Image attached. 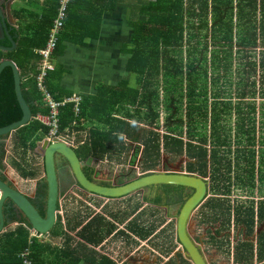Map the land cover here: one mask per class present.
<instances>
[{
	"label": "trees",
	"instance_id": "obj_1",
	"mask_svg": "<svg viewBox=\"0 0 264 264\" xmlns=\"http://www.w3.org/2000/svg\"><path fill=\"white\" fill-rule=\"evenodd\" d=\"M87 1L69 0L67 16L63 29L57 36L52 57L55 58L62 54L65 48L64 41L84 45L85 37L97 38L103 15L110 13L117 5L116 0H95L97 2L93 4V9L86 14L82 11L87 12L84 7ZM142 1L139 17L132 19L126 14L127 23L131 28L128 34L131 46L128 42L120 47V52L126 55L124 68L133 76V79H120L114 86L99 84L95 94L81 96L78 119L74 116L73 103L61 106L59 131L69 126L74 119L87 120L90 124L88 132L90 144L78 146L77 149H81L79 153L75 150L76 154L82 160L90 155L102 158L106 152L110 153L109 156L115 150L120 152L124 148L123 134L130 139L133 138L136 135L138 122H149L159 127L162 114L166 132L161 135L155 130L149 131L148 136L141 139L144 146L141 153L142 169L156 167L159 164L161 150H163L164 153L174 158L186 156L188 158L185 163L187 172H197L205 177L207 169L210 168L213 170L212 179L218 180L221 178V166L231 164L230 161L224 163L225 155H220L219 149H230L231 145L229 135L225 131L224 112L221 105L214 99L215 95L221 91L219 88L213 94L214 100L209 101L210 92L207 91L205 82L207 77L204 52V50L207 51V42L205 39L208 37L209 30L211 40L217 44L212 50L210 59L213 70L221 68L222 76L236 77L238 81H241L240 85L246 86L245 76L253 72L245 71L247 75L240 79L237 76L243 72L242 59L244 69L255 64L252 61L247 62L249 67L246 68L244 61L251 53L252 47L256 45V28L252 22L257 5L256 0ZM259 7L261 11L260 33L261 39L264 40V0H259ZM57 9L58 0H46V6L38 16V20L27 26V34L16 37V49L4 53L7 58L14 61L20 72L21 94L34 117L39 113L49 112V109L43 105L42 94L35 80L38 72L35 62L39 55L34 52V49L46 45L48 30L57 15ZM196 9L199 12H196ZM234 9H236L238 24L233 23ZM208 14H210V28L208 27ZM194 17L199 19L197 26H195ZM29 29L32 30L30 34ZM235 42L237 49L234 50ZM6 44L10 43L6 42ZM262 44L264 45L263 41ZM183 52H186L184 57ZM198 52H201L200 57ZM233 62H235V71L232 70ZM198 63L199 65L196 66ZM202 63L203 67H200ZM194 65L202 68V71H195ZM186 67L189 69L188 72H184ZM60 77L59 69L55 68L47 71L44 81L46 89L56 101L72 96L71 91L60 87ZM131 79L133 85H130ZM183 80L187 81L186 87L190 91L186 94V99L182 92ZM159 84L162 87V98L159 94ZM225 89L230 91L227 87ZM239 95L244 98L247 90L242 89ZM234 107L243 116L244 121L253 119L252 123L255 126L254 118H246L242 104L237 103ZM251 108L254 109V106ZM22 114L15 94L12 68L5 66L0 72V127L19 120ZM77 129H82L80 124ZM241 129L242 127H239V130ZM249 129L252 136L247 137V142L254 147L255 128ZM48 132V126L33 119L14 132L16 147H18L16 149H20L24 154L29 149L34 150L36 142ZM236 147L239 149L238 146ZM136 153L137 150L132 157V162H134ZM242 154H246L245 151ZM242 154H238L237 158ZM3 155L4 149L1 147L0 169L4 166ZM246 171H248L247 168ZM248 172L250 173L248 183L253 184L254 172L252 171V174ZM87 178L91 180L90 174ZM226 178L230 179L228 175ZM162 187L176 190L181 188L175 185H163ZM46 198V190L39 184L35 197L30 198V201L41 215L45 213ZM16 212L12 207L5 205L4 214L10 213L11 218L18 216L20 222L27 223L22 214L17 215ZM85 230H87L86 227ZM131 230L142 237L148 233L145 231L146 234L143 235L142 232L133 228ZM110 231L111 229L107 233ZM85 239L90 242L99 240V238L92 237V234L85 236ZM2 242L5 243L3 250L6 252L2 258L6 261L10 257V264H21L17 254L28 245L27 230L19 225L15 232L6 233L5 240H0V244ZM32 245L34 248L31 258L35 264H39L37 256L43 250V246L41 247L36 242ZM97 264H114V262L102 256Z\"/></svg>",
	"mask_w": 264,
	"mask_h": 264
},
{
	"label": "crops",
	"instance_id": "obj_2",
	"mask_svg": "<svg viewBox=\"0 0 264 264\" xmlns=\"http://www.w3.org/2000/svg\"><path fill=\"white\" fill-rule=\"evenodd\" d=\"M5 1L6 0H0V6L3 9L2 12L4 17H8V20L11 21V24H14V28L12 29L11 33L15 36V38L17 36L20 37L22 34H27V26H29L35 20H38V16L41 15L43 8L46 6V0H15L9 4L8 10H6V7L4 6ZM131 1L133 0H116L117 5L114 10L103 15L99 35L97 38L85 37L83 40L84 45L68 41L63 42L65 48L62 54H59L55 58L52 57L54 67L58 68L61 74L59 79V85L61 88L71 91L72 95H78L81 97L83 95L95 94L99 84L114 86L119 82L120 79H128L133 77L124 68L126 55L120 52L121 45L123 43L128 44V42H130V37L128 34L130 33L131 28L127 23L126 14L128 11H130V6L128 4ZM96 2L97 1L95 0H93V2L88 0L86 6H84L86 7L87 12L82 11V13L87 14L89 10L93 9V4H96ZM256 3L257 5L252 17V22L256 28V45L251 49L252 54L256 52V47L260 45L263 46L262 41L264 42L263 39H261V41L259 40L262 38L260 33L261 11L259 7V0H256ZM233 23L238 24L236 9H234ZM31 31L32 30L29 29V34ZM15 41L17 44L16 39ZM6 42L10 43L6 37L0 38L1 45L10 46V44L7 45ZM235 46H237L236 42L234 43V47ZM37 49H34V52H36ZM7 52L11 51L0 50V61L3 59H9L4 55V53L6 54ZM258 55V63L252 61L255 64H253L250 68H248L249 66L246 64L247 62H250L248 59L249 57L245 59L244 63L248 69H244V66L241 63V69L243 72L248 71L253 72L254 74L256 66H259L260 70H262V73H264V49H259ZM37 61L35 62V66ZM234 65L235 62H233L232 66L233 71H235ZM245 82H249V80H245ZM131 83L133 82H130V85H133ZM246 86L248 85L246 84ZM255 86L256 82L254 80L252 84L253 95H255ZM64 98L66 97H63L61 100ZM127 121L133 123L131 120ZM76 123L77 125L82 124L81 121H77ZM14 132L16 131H13L10 136L6 138V142H1L0 147H3L4 145V155L2 159L4 166L0 169V177L4 180L10 181L11 184L18 188V190L26 194L28 197L33 198L36 182L40 179L35 178V169L31 166L25 165L23 163L24 161L19 157L20 153L18 150L20 149H16L18 147H16ZM47 136L48 133L41 140L36 142V147L34 150L29 149L24 154L27 160L29 156H35L37 158L38 155L42 157V155L37 151V148L39 147L42 140ZM123 136L126 135L123 134ZM143 147L144 146L142 144V150ZM41 159L42 162L40 164L43 166L42 178L44 179L45 170L43 165V157ZM30 172L33 173V175H31ZM41 176L39 178H41ZM204 179L208 180L207 178ZM253 182L254 183L250 185L252 187L250 195L243 197L241 200H236L235 202L229 201L223 197L221 199H209V183L207 182V196L195 208L190 216V218H194V227H192L194 230L193 236L189 233V225L187 228L192 240L194 242L200 241L201 244H203V246H200L201 250L203 252L205 249L207 250V254L205 253L204 255L208 264H261L264 262V201L263 206L260 209L255 173ZM223 187L225 188L223 189V192L229 191V186L223 185ZM72 192H75L77 195L79 193L82 194L78 189L64 191L61 197L65 196V199L60 202V207H58V211L56 213V222L59 220L58 217L61 216L63 219V227L58 229L55 227L54 233H50L52 237L50 240L43 236L46 238L47 243H41L39 240H37V238L36 240H33V244L36 242L41 247L43 246V250L37 256L38 263L97 264L100 262L101 257L105 256L112 260L114 264H129L126 262L123 263V261L118 263L115 261V258L112 257L110 253L111 249L108 250L109 243L118 237L117 236L116 238H113L115 233H117L116 235L122 236L123 232L118 228L115 229L113 225L112 227L114 228V232L112 230L110 231L109 239L106 238V240L104 239L101 241L102 235L100 234V226L101 222L105 219L101 218V216L97 214L98 212L88 216L89 213L87 212L89 207H87L81 201L75 202L72 199ZM223 194L221 195L227 196ZM88 195H91L89 196L88 201L95 211L98 201H101L103 198L107 200L106 202L101 201L100 206H102L103 209L111 199L90 192L86 194V196ZM82 199L84 198L82 197ZM67 204H70V208ZM6 205L9 206V203H6ZM65 206L66 209H64ZM17 211L18 214H22L19 210ZM101 215L108 219L107 215L103 212ZM4 217L5 226L0 232V240H5V234L8 232H15L19 225L23 226L27 230L29 237L28 228L30 227V224L28 222V224L25 222H20V217L18 216L11 218L10 213L8 215L4 214ZM99 218L100 221L98 220ZM107 225L110 226V222L105 226L108 227ZM124 226H126V224ZM85 227L87 228V232L83 234L81 232L83 229H85ZM112 232L114 235H112ZM91 234L92 237L95 239L99 238V240L94 242L87 241L85 236H90ZM72 237H77L78 239L73 240ZM62 238L64 244L60 243ZM142 239L144 238H139L137 241H141ZM124 240H130L128 234H125ZM4 244L5 243L3 242L0 244V264H10V257H8L6 261L4 258H2V256L6 255V252L3 250ZM105 245H107V248H103ZM33 248L34 247L32 245L31 250H33ZM170 259V256L166 258L164 257L160 264H165ZM189 264H191V262Z\"/></svg>",
	"mask_w": 264,
	"mask_h": 264
},
{
	"label": "rangeland",
	"instance_id": "obj_3",
	"mask_svg": "<svg viewBox=\"0 0 264 264\" xmlns=\"http://www.w3.org/2000/svg\"><path fill=\"white\" fill-rule=\"evenodd\" d=\"M142 2V0H133L129 2L128 5L130 6V11L127 12V15L130 18L135 19L136 17H139ZM196 12H199V10L196 9ZM207 19L208 27L210 28V14L207 15ZM193 20L195 22V26H197L199 23V19L194 17ZM207 36L208 37L205 39L207 42V51L204 50L206 55L205 66L207 69V77L205 82L207 91L210 92L209 101L215 99V101H217L221 105L224 112L223 114L225 116V131L229 135L231 148H221L219 149V154L225 155L224 163L230 161L231 164L230 166H221V178L218 180L212 179L211 173H213V170H211L210 168L207 169L208 172L205 177L199 175L197 172H194L193 174L208 179L207 182L209 183V199H221L223 197L225 199H228L229 201L235 202L236 200L243 199V197L245 196H249L250 191H252V187L250 186L252 184L250 182L248 183V177L250 178V173L248 171H250L251 174L253 171L256 178L257 174L264 175V115H261L262 113L264 114V96L261 95L264 89L262 86L259 88L257 85V81H261L264 75L262 76L263 73L262 70H260L259 66H256L254 74L248 73L249 75H247V73L244 71L240 73L239 76H237L238 79H240L242 76L247 75L245 76V79L249 80V82L251 83L243 81L248 86H242L240 85L241 81H238L236 77L222 76L220 73L221 68L214 71L213 66L210 63V59L212 50L213 48H215V46H217V44L211 40L209 30ZM259 40L261 41V38ZM128 45L131 46V42H129ZM263 47L264 45L257 46L256 52L254 54H249L248 59L250 60V62L255 61L258 63V50L264 49ZM234 48L237 49V47ZM200 53L201 52H198L199 57ZM185 55L186 52H183V57ZM51 62L53 63L52 60ZM241 63L243 64V59L241 60ZM198 65L199 63L196 64V66ZM196 66L194 65L196 69L195 71L201 72L202 68L200 67H203V63L200 67ZM188 71L189 69L186 67L184 69V72ZM232 79H236V81H232ZM254 80L256 82L255 92L257 90V92L259 91V94L255 93V95H252V84ZM131 81L132 79L130 80V82ZM259 83L262 84V82ZM186 84L187 81L183 80L182 92L184 93V99H186V94H189L190 92L189 90H187ZM225 87H227V89H230V91L228 92ZM217 88H219L221 91L217 95H215L216 98H214L213 94ZM158 89L160 98H162V87L160 86V84L158 86ZM242 89L247 90V95L244 98H241L239 95V92ZM237 103L243 105V112L245 113L246 118H254L255 126L252 123L253 119H251V121L248 119L244 121L243 116L238 113V111L234 107ZM183 104L185 105V103ZM251 106H254V109H252ZM258 106H260L261 114L258 113ZM81 123L82 124H80V126L82 129H77L78 125L74 126V131H77V147L90 144L88 134L90 124L87 120H81ZM137 124L138 128L136 131V135L133 138L130 139L127 136L122 137L124 148L120 152L118 150H115L112 152L111 156H109V152H106L102 158L100 156L99 158L92 155L89 156L91 157V159L87 157L89 160L88 162L95 168L96 178L109 180L113 184H122L146 172L189 173L185 169V163L188 160L186 156L174 158L169 154L164 153L163 151H161L159 164L156 167L151 169H142L141 139L148 136L147 132L154 130L162 135L166 132V128L163 126L162 114L160 116L159 127L156 125H152L149 122H138ZM239 127H242V129L239 130ZM252 127L255 128L254 147L252 145H249V143L247 142V137L252 136V133H250L249 129ZM236 146H238L239 149H237ZM80 149H76L78 153L80 152ZM136 150V157L134 159V162H132V157L135 154ZM18 151L20 153L19 157L24 161L23 163L35 169V178L41 179L43 177V166H41L42 164H40L42 162V157L38 155L37 158L35 156H29L28 161L25 158L23 151ZM243 151H245L246 154H242ZM238 154H242V156L237 158ZM82 155L83 154H81V157H83ZM248 159L249 162H247ZM86 160L87 159L85 158L84 161ZM237 161H239V164H237ZM246 168L248 171H246ZM226 175H229L230 179H227ZM40 176L41 178H39ZM223 185L229 186V191L223 192V189H225ZM262 186L264 187V182L262 183ZM187 193H189V191ZM143 194V191H138L124 198L110 199V201L102 209V206H100L101 201H107L103 198L96 204V211L88 201V198L91 195L86 196V194L79 193L78 195H73L72 199L75 202L81 201L87 207H89V210L87 212L89 213L88 216L95 212H98L97 214H99L101 218L105 219L104 221L101 220V241H103L104 239L106 240V238L109 239L110 233H107V231L111 229L114 232L113 227H115V229L118 228L123 231L122 236L116 235L117 233H115V236L113 238H116L117 236L118 237L114 241L111 239L112 242L109 243L108 246V250L111 249L110 253L112 257L115 258V261H117L118 263H121L123 261V263L126 262L129 264H160L164 257L166 258L170 256L171 259L165 264H189L190 262L184 252V249L179 244L176 237L175 219L177 216V211L175 212L174 210L173 213L169 215L166 213L165 209H158L153 206H145V200H143L142 198ZM221 194L227 196H222ZM82 197L85 200L82 199ZM66 206L64 207V209H66ZM143 206L145 207L142 211L139 212V209ZM68 207L70 208V204L68 205ZM102 212L107 215V218L109 220L101 215ZM132 216V221H130L131 225L128 224L124 226V223L128 221ZM58 218L59 220L56 222L51 232H54L55 227L56 229L63 227L62 217L60 216ZM98 220L100 221V218ZM109 222L111 225H107L108 227H106L105 225ZM193 222L194 218H190L188 225L190 227L189 233L192 236L194 235V230L192 229V227H194ZM132 228L137 230L138 232H142L143 235L146 234L145 231L148 233L145 235V237H142L139 233L132 231ZM86 232L87 230L84 229V231H82L81 233L85 234ZM125 234L129 235V241L124 240ZM139 238L144 239H142L141 241H137V239ZM72 239L77 240L78 238L72 237ZM33 240H36V238H34ZM37 240H39L41 243H47L46 238H44L43 236L41 238H37ZM60 243L64 244L63 238ZM106 246L107 245H105L103 248H107ZM205 253L207 254L206 249L204 251V254Z\"/></svg>",
	"mask_w": 264,
	"mask_h": 264
},
{
	"label": "water",
	"instance_id": "obj_4",
	"mask_svg": "<svg viewBox=\"0 0 264 264\" xmlns=\"http://www.w3.org/2000/svg\"><path fill=\"white\" fill-rule=\"evenodd\" d=\"M15 0H6V10L9 4ZM0 6V38L6 37L10 46H3L0 44V50L13 51L17 44L15 36L11 33L14 24L4 17ZM5 66H10L14 75V86L17 101L22 110V117L8 125L0 127V143L6 142V138L10 136L13 131L31 122L35 117L32 115L28 104L21 94V76L18 68L10 59H3L0 61V72ZM37 151L43 157V165L45 170L44 179L46 181L47 198L45 213L41 215L30 201V197L18 190L10 181L4 180L0 177V232L5 226V217L3 214V207L9 203L10 207H15L19 210L30 226L35 230L37 235H41L50 240L52 237L50 231L56 222V213L58 210L59 200V183L57 174L54 168L55 157L60 156L64 158L70 165L77 183L86 191L93 194L100 195L105 198L119 199L131 195L138 191H143L144 188L151 185H175L191 189V193L182 203L175 220L176 236L178 242L181 244L184 252L191 262V264H208L204 252L201 247L196 244L188 233V221L192 211L205 199L207 196L208 183L203 177L190 173L177 172H146L138 175L136 178L122 183L111 184L109 186L100 185L89 180L81 170L84 164L81 161L73 146L69 143L53 138L49 141L47 138L43 139ZM91 159V157H88ZM87 158V160H88ZM261 264H264L261 263Z\"/></svg>",
	"mask_w": 264,
	"mask_h": 264
},
{
	"label": "built area",
	"instance_id": "obj_5",
	"mask_svg": "<svg viewBox=\"0 0 264 264\" xmlns=\"http://www.w3.org/2000/svg\"><path fill=\"white\" fill-rule=\"evenodd\" d=\"M68 2L69 0H58L57 15L48 30L46 45L45 47L36 50L37 54L39 55V59L36 64L38 72L35 76V80L37 87L42 94L43 104H45V106L49 109V112L45 115L37 114L35 116V119L39 120L42 124L49 127L48 136L46 137L49 141H51L53 138H57L58 140L71 144L73 148L76 149L77 131H74V126L77 125L76 122L80 114L79 105L81 98L78 95H72L70 97L64 98L61 101H56L53 99L44 85L47 71L54 69V65L51 62V55L56 46L57 36L58 34H60L64 26ZM66 103H73V112L74 116L77 119H74L69 126H66L62 131H59V107L63 106ZM72 194L77 195L75 192H72ZM64 199L65 196L59 198V207L60 202ZM28 230V245L17 254L18 258H20L21 260V264H34V261L31 258V246L33 243V239L42 237L41 235H37L35 233V230L31 226L28 228ZM196 244H198L199 246H203L200 241H197Z\"/></svg>",
	"mask_w": 264,
	"mask_h": 264
},
{
	"label": "flooded vegetation",
	"instance_id": "obj_6",
	"mask_svg": "<svg viewBox=\"0 0 264 264\" xmlns=\"http://www.w3.org/2000/svg\"><path fill=\"white\" fill-rule=\"evenodd\" d=\"M263 75H264V73L262 74V76ZM257 82H258V84H257L258 87L260 88L262 86L264 89V83H262V84L259 83V82H264V76L262 77L261 81H257ZM255 93L259 94V91L257 92V90H256ZM261 95L264 96V91L261 93ZM260 110L261 109L259 106V111H258L259 114H261ZM261 115H264V114L262 113ZM0 146H1V143H0ZM80 160L83 161L82 159H80ZM88 161L89 160L83 161L84 164L81 166V170L86 177L88 174H90L91 180L95 183L100 184V185L108 184L106 186H109V185L113 184L109 180L96 178L95 177V174H96L95 168ZM54 168H55V171L57 174L59 188L61 189L59 192V198L62 196L64 191L73 190V189H78L79 192H81L82 194H84V193L88 194V191H86L84 188H82L77 183L69 163L64 158H62L60 156H56ZM88 169H90V170H88ZM263 182H264V175H262V174L258 175L257 174L256 186H257V193H258V201H260V209L262 208L263 201H264V187L262 186ZM39 184L42 186V188L44 190H46V194H47L46 182L42 178L36 182L33 197H35V193H36V190H37V187L39 186ZM115 185H118V184H115ZM162 186L163 185H151L149 187L144 188V190H143L144 194H143L142 198H143V200H145V204H146L145 206H153V207L158 208V209H165L166 213L169 215H171L173 213V211L175 210V212L177 211V214H178L182 203L184 202V200L187 198V196L190 193V189L182 187V186H177V187H181V188L176 190V189L164 188ZM188 191H189V193H187ZM155 199H158V200L155 201ZM145 206L141 207L139 209V212L142 211ZM177 208H178V210H177ZM13 209H14V211H17L15 209V207H13ZM17 212H16V214L18 215ZM132 218H133V216L131 218H129V220L124 223V225L125 224L131 225L130 221H132ZM112 235H114V233Z\"/></svg>",
	"mask_w": 264,
	"mask_h": 264
},
{
	"label": "clouds",
	"instance_id": "obj_7",
	"mask_svg": "<svg viewBox=\"0 0 264 264\" xmlns=\"http://www.w3.org/2000/svg\"><path fill=\"white\" fill-rule=\"evenodd\" d=\"M193 211H194V210H193ZM193 211H192V212H193Z\"/></svg>",
	"mask_w": 264,
	"mask_h": 264
}]
</instances>
